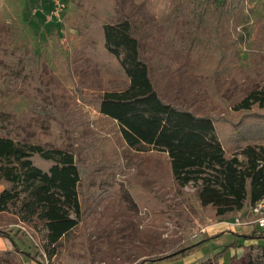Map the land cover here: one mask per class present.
<instances>
[{
    "label": "rangeland",
    "instance_id": "1",
    "mask_svg": "<svg viewBox=\"0 0 264 264\" xmlns=\"http://www.w3.org/2000/svg\"><path fill=\"white\" fill-rule=\"evenodd\" d=\"M74 1L0 0L1 45L9 44L21 58L32 53L41 66L40 85L31 93L34 87L20 82L8 85L6 61L0 59V125L20 130L19 140L68 151L80 176L82 220L67 242L60 241L50 261L41 257L43 264H133L186 236L196 243L194 251L221 252L218 264H245L241 249L224 250L234 240L231 234L200 240L197 233L215 219L208 208L197 205L193 185L177 187L166 156L127 148L116 123L97 112L98 95L123 88L125 81L103 59L97 25L92 24L87 37L77 33V20L83 17ZM191 1L136 0L125 11L150 50L155 89L165 102L212 116L225 136L249 137L243 129L256 131L261 120L251 115L264 113V107L233 108L264 81V0H241L246 19L236 28L230 24L224 55L209 51L188 59L168 51L165 40L180 42L187 21L184 8ZM233 30L241 36L238 43ZM48 124L54 129L48 130ZM4 185L0 180V191ZM0 229L27 231L26 236L11 232L9 245L25 251L31 247L32 254L43 241L7 213H0ZM237 242L247 245L240 238ZM255 243L264 246V240Z\"/></svg>",
    "mask_w": 264,
    "mask_h": 264
},
{
    "label": "trees",
    "instance_id": "2",
    "mask_svg": "<svg viewBox=\"0 0 264 264\" xmlns=\"http://www.w3.org/2000/svg\"><path fill=\"white\" fill-rule=\"evenodd\" d=\"M74 2L83 17L77 20V33L87 37L92 24L97 25L103 59L111 61L118 69L112 65L115 72L125 81L123 88L98 95L97 112L116 123L127 148L163 153L177 187L193 185L197 205L208 208L215 219L213 225L197 233L202 242L221 232L229 233L234 240L224 250L239 248L245 252V264H264V246L255 243L264 240V232L250 229L247 234L238 235L221 223L230 214L264 198V113L251 115L261 121L255 124V132L253 127L243 129L249 137L234 133L237 137L230 138L212 116L165 102L155 89L152 63L148 61L150 50L141 43L138 28L125 13L128 6L138 4L136 0ZM184 11L187 21L181 27L180 42H165L168 51L182 52L188 59L209 51L224 55L230 24L235 23L236 28L246 19L241 0H192L186 3ZM234 33L238 43L241 36ZM0 59L6 61L8 85H40L41 66L32 53L21 58L9 44L0 43ZM37 87L29 92L35 93ZM254 105L264 107V81L259 89L241 98L233 111L249 110ZM50 129L54 128L48 124ZM16 137H22L20 130L0 125V180L5 184L0 191V213L14 216L16 222L43 241L34 245L33 254L31 247L25 251L16 245L0 251V263L21 264L20 257H24L43 264L41 257L50 261L57 254L60 241L67 242L82 220L77 191L79 171L68 151ZM11 232L0 229V238L12 241ZM25 232L18 229L13 233L26 236ZM239 238L247 245L238 243ZM195 247L196 243L186 236L133 264L184 258ZM220 256L221 252L204 254L195 264H218Z\"/></svg>",
    "mask_w": 264,
    "mask_h": 264
},
{
    "label": "built area",
    "instance_id": "3",
    "mask_svg": "<svg viewBox=\"0 0 264 264\" xmlns=\"http://www.w3.org/2000/svg\"><path fill=\"white\" fill-rule=\"evenodd\" d=\"M221 223L229 228L248 227L250 229H264V198L238 211L231 220L221 221ZM25 234L27 233L25 232ZM28 238L31 240L29 236Z\"/></svg>",
    "mask_w": 264,
    "mask_h": 264
},
{
    "label": "crops",
    "instance_id": "4",
    "mask_svg": "<svg viewBox=\"0 0 264 264\" xmlns=\"http://www.w3.org/2000/svg\"><path fill=\"white\" fill-rule=\"evenodd\" d=\"M250 230L248 227H234L231 228L230 231L232 233L238 234V235H244L247 234V232ZM223 234V232H221ZM9 241L7 238H0V251H7L11 250V247L9 245ZM247 243V242H246ZM244 244V243H243ZM197 249V246L195 249H191L187 256L184 258H180L179 261L177 262L178 264H195V262L202 257L203 252L200 250L194 251ZM146 263H156V264H173V262L170 261H162V262H146ZM175 263V264H177ZM23 264H37L36 262H28L26 259H23ZM145 264V263H143Z\"/></svg>",
    "mask_w": 264,
    "mask_h": 264
}]
</instances>
